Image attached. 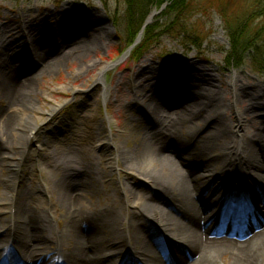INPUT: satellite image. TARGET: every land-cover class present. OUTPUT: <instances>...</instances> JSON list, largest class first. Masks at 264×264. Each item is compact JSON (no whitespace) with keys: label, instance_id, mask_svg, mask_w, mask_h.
I'll return each instance as SVG.
<instances>
[{"label":"bare ground","instance_id":"6f19581e","mask_svg":"<svg viewBox=\"0 0 264 264\" xmlns=\"http://www.w3.org/2000/svg\"><path fill=\"white\" fill-rule=\"evenodd\" d=\"M61 18L66 22L79 20L82 26L75 29L63 23L45 26L21 22L19 28L23 36L20 38L10 25L0 27V95L7 99L11 107L5 115L0 111V116H3L0 117L1 146H7L12 139L10 134L13 136L15 124L16 128L22 124L23 119H17L20 110L15 106L33 107L27 94L34 85L33 76L58 70L69 59L81 60V53L87 54L95 49L101 36L110 32L103 26L104 19L96 14L81 11ZM77 37L81 39L76 41ZM53 51L57 55V63L55 58L50 57ZM13 60L19 62L18 67L12 65L10 61ZM108 68L105 66L97 79L103 83L105 90L104 73ZM162 71L165 73L154 72L146 80L134 81L135 85L144 84L150 89L149 95L143 96L149 101L139 105L145 112L148 125L128 151L121 145L116 147L127 164L126 169L137 170L143 163L156 168V172L143 176L147 182L154 184L152 195L143 191L146 194L139 198L134 187L121 185L126 203L143 208L144 213L128 210L123 216V206L116 201L106 202L100 208H89L81 197L93 188L97 178L87 175V179L82 171L66 173L58 187V200L66 220L61 232L55 234L52 220L44 212L20 206L25 197L17 195L12 186V191L8 192L11 205H16L18 200L20 208L15 219L11 218L5 224L0 222V264H115L117 260L125 259L126 264H165L164 260L169 264H209L210 261L204 259L208 251L212 257L226 256L229 264H259V255L264 252V218L260 216V208H264V183L258 184L257 175L264 170V127L253 124L264 125V96L246 93L242 89L239 123L246 129L245 143L236 145L233 141L222 146L219 144L220 136L226 137V142L227 136L233 133V127L220 119L219 110L224 104L213 88L215 84L210 72L197 68H185L183 72L176 69V73L168 69ZM169 79H174L171 80L175 82L173 85L183 88L185 80L193 82L180 90L164 86ZM175 97L179 99L178 104L170 102V98ZM57 109L55 107L52 111ZM169 109L173 111L165 115ZM148 110L149 115H146ZM161 115L163 117L160 118ZM198 121L205 124L199 138L197 132L201 127ZM27 123L32 125V120H27ZM246 123H249L247 127ZM209 128L211 130H206ZM185 135L190 136V140L185 139ZM192 142L198 144L191 145ZM185 149L188 153L193 151L192 155L200 160H203L204 154H214L216 159L223 160L226 170L211 176L210 183L199 184L197 172L199 169L208 171L209 162L197 166L192 161H182L181 151ZM255 170L258 171L253 173ZM229 174L235 175L234 180L228 177ZM249 182L253 186L247 188V192L254 191L252 198L255 193L256 203L248 201L249 194L246 196L248 199L242 198L241 186ZM212 183L215 186L211 189L209 186ZM235 183L239 184V188L233 194L228 188ZM149 188L153 189L150 183ZM204 188H209L210 192L202 199L198 196ZM231 212L235 214L232 223ZM141 216H145V220H140ZM219 216L217 226L221 229L211 228V222ZM126 220L127 226H124ZM148 220L154 234L149 240H143L142 232L148 228ZM158 227L166 235V244L179 232H185V240L182 241L186 247L176 246L180 259L168 256V251L163 254L161 239L154 240V228ZM218 231L223 236H218ZM46 232L50 236H45ZM124 238L128 242L135 241V247L139 246L137 253L140 260L133 261L132 251L122 247V242H126ZM47 244L57 246L52 254Z\"/></svg>","mask_w":264,"mask_h":264},{"label":"rangeland","instance_id":"374dc122","mask_svg":"<svg viewBox=\"0 0 264 264\" xmlns=\"http://www.w3.org/2000/svg\"><path fill=\"white\" fill-rule=\"evenodd\" d=\"M190 1L194 3V10L186 20L184 37L180 36L183 29L176 26L169 29L171 19L166 15L165 9L143 8L142 13H148L149 16L154 14L152 29L156 31L154 34L161 36L153 39L155 35L152 32L148 35L144 32L141 41L150 35L151 44L140 59H135L130 56L131 51L128 53V45L138 31V24L135 17L133 26H128L127 0H0V27L10 25L14 33L16 31L18 38L23 36V31L19 28L21 22L45 24V26L63 23L66 27L79 28L82 26L79 20L66 22L61 16L81 11L103 18V26L110 31L109 34L101 36L95 49L87 54L81 53L83 56L81 60L72 58L63 63L58 70L33 76L34 85L30 93H27L33 107L15 106L20 110L17 119H23L22 124L18 128L15 124L13 136L10 132L12 139L7 146L0 145V155H2L0 156V222L2 224L9 222L11 218L15 219L22 206L24 209L27 207L28 210L44 212L52 220L54 233L59 234L66 220L64 209L58 200L59 181L66 173L76 174L80 171L87 179H89L87 175L97 178V183L92 185L93 188H89L81 197L86 206L100 208L106 202L116 201L123 206V216L128 210L143 214V208L126 203L121 193V185L134 187L135 194L139 198L146 193L152 195L155 192V187H152L154 184L147 182L143 176L148 172H156V168L143 163L137 170L126 169L127 164L123 156L117 153L116 147L121 145L128 151L138 142V137L142 136L141 132L146 131L148 124L145 121V112L139 108V105L149 101L143 96L149 95L150 89L144 87V84L137 86L134 81L146 80L152 77L154 72L159 71V74H162L165 73L163 69H168L176 73L174 72L176 69L183 72L185 68L209 71L214 79L213 88L218 91L219 100L224 104L219 110L220 119L226 125L233 127V133L227 136L228 140L224 142L226 137L221 135L219 144L223 146L233 141L236 145L245 143L243 138L246 129H243L239 123L242 109L240 92L243 89L246 93L254 92L256 95L264 96V70L260 72L256 70L251 60L254 57L253 53L246 55L242 62L233 58L228 23L231 19L236 20V24L250 34L252 43L256 42L262 47L264 16L261 17L259 12L264 10V7L257 3L258 0ZM225 7V14L222 15L219 12ZM80 39L81 37H77L76 41ZM52 54L50 56L52 59L57 57L54 51ZM54 61L57 63V58ZM10 62L15 68L19 66L17 60ZM105 66L109 67L104 73L106 90L103 83L97 81L99 73ZM169 80L164 82V86L180 90L193 82L190 79L185 80L183 88L173 85L175 82L171 80L174 79ZM178 100L177 97L170 98L172 104H178ZM55 107L58 109L52 111ZM0 111L5 112L4 115L11 111L9 102L1 95ZM172 111L173 109H169V112L167 110L165 115ZM147 114L149 115V110ZM27 120H32V125H29ZM198 124L201 128L197 132V138L203 134L202 129L205 127L203 122L198 121ZM247 124L249 123H246V127ZM253 125L264 127L259 123ZM185 139L190 140V136L185 135ZM192 143L191 145L198 144V142ZM187 151V149L181 151L182 161L186 163L192 161L193 165L197 166L202 162H209L208 171L199 169L197 172L199 184L210 183L211 176L222 174L226 170L223 160L216 159L214 154H204L203 160H200L192 155L193 151H190L191 153ZM92 157L96 160H91ZM233 176L235 177L234 174H229L228 177ZM257 177L258 184L264 183V170ZM149 183L152 190L149 188ZM12 186L17 195L25 197L24 203L21 202L20 206L18 200L15 201L16 205H11L8 192L12 191ZM214 186L215 184L212 183L209 187L212 189ZM252 186L250 182L242 184L241 194L243 199H248L246 196L249 194L248 201L256 203L255 193L252 198L254 191L247 192V188ZM237 188L239 184L235 183L228 189L234 194ZM209 192V188H204L198 197L202 196L203 199ZM260 211H262L260 216L264 218V208L261 207ZM231 213H233L230 216L232 223L235 221V214ZM219 218L220 216L211 222V228L221 229L217 226ZM139 219L145 220V216ZM126 222L127 220L123 223L124 226H127ZM147 223L148 228L142 232L143 240H149L154 234L151 222L148 220ZM154 231H156L154 240L158 241L160 238L162 241L163 254L168 251V256L180 259L176 246H181L178 243L185 240L183 239L186 236L185 232H179L169 244H166V235L162 229L158 227L154 228ZM45 236H50V233L46 232ZM218 236L223 234L220 232ZM11 238L13 239V236ZM125 239L126 242H122V247L132 251V257L135 258L133 261L140 260L137 253L139 246L135 247L133 241L135 238L133 242ZM184 243L182 247H186ZM47 247H50L51 254L57 248L55 244H47ZM152 249L157 252L155 248ZM206 255L204 259L209 260V264H229L226 256L212 257L210 251L206 252ZM123 261L117 260L115 264H126V261ZM258 261L259 264H264V252H261ZM163 262L168 264L165 260Z\"/></svg>","mask_w":264,"mask_h":264},{"label":"trees","instance_id":"16d2710c","mask_svg":"<svg viewBox=\"0 0 264 264\" xmlns=\"http://www.w3.org/2000/svg\"><path fill=\"white\" fill-rule=\"evenodd\" d=\"M257 3L262 4V6L264 7V0H258ZM193 4L194 3L190 0H127L128 16L126 20L128 22V26L129 27L133 26L135 17H136L135 21H137L138 24V31L136 35H134L133 40L130 41L128 47H130L135 42L136 37L140 33L148 17V13H142L143 8L148 10L154 8L160 9L164 5H166L165 7L166 15L169 16L171 19V24L168 26L169 29L170 28L173 29L175 26L177 28L183 29L182 31L180 30L181 31L180 36L184 37V35L186 36V31H184V28H187L186 20H188V17L191 16L194 10ZM220 11L221 12L219 13H221L222 15L225 14L226 7L223 10L221 9ZM259 13L261 17L264 16V10H262ZM235 21L231 19V21L228 23V28H229L228 30H230L229 38L232 47V54H234V56L232 55L233 58L234 59L236 58L237 61L239 60L242 62L245 59L246 55L253 53L254 57L251 60H253V64L255 65L256 70L259 72L263 71L264 45L261 47L258 44H256V42H254L253 44L251 41L250 34L246 33L243 28H240V26H238ZM151 32L153 34L156 32L155 29H152V24L146 28L145 33L146 35H148ZM154 35L155 36L152 37L153 39L161 36L160 34H154ZM149 36L146 37L147 40L145 39L147 42L143 40L134 49L132 54L133 58L140 59L143 56V54L146 52V50L149 48L148 46L151 44Z\"/></svg>","mask_w":264,"mask_h":264},{"label":"water","instance_id":"95a60500","mask_svg":"<svg viewBox=\"0 0 264 264\" xmlns=\"http://www.w3.org/2000/svg\"><path fill=\"white\" fill-rule=\"evenodd\" d=\"M153 16H154V14H152V15L146 20V22H145V24H144V26H143V28H142V31H141L140 34H139V37H138L136 43H139V41L141 40V37H142V35H143V33H144V30H145L146 27H147L148 25H150V23L152 22Z\"/></svg>","mask_w":264,"mask_h":264}]
</instances>
